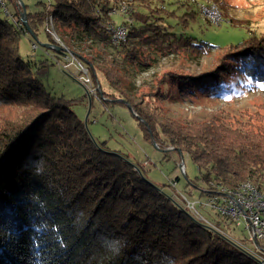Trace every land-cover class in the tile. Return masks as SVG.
I'll return each instance as SVG.
<instances>
[{"label": "trees", "instance_id": "1", "mask_svg": "<svg viewBox=\"0 0 264 264\" xmlns=\"http://www.w3.org/2000/svg\"><path fill=\"white\" fill-rule=\"evenodd\" d=\"M10 1L11 18L0 11V109H27L0 124V264H259L196 223L178 204L175 189L152 184L138 164L106 141L94 143L71 102L49 93L36 77L37 62L21 55L19 41L26 37L49 51L41 44L57 45L52 28L69 50L80 44L95 49L101 64L80 56L93 83L97 71L106 82L107 91L97 89L96 99L104 107L130 105L143 140L172 148L164 158L170 152L186 155L198 176L185 187L196 188L197 180L226 186L250 180L264 192V117L255 112L236 126L212 118L178 123L163 108L180 96L194 104L229 99L232 82L239 86L248 79L264 87V33L219 47L207 71H167L146 91L127 93L119 58L107 55L108 47H117L112 11L128 7L133 23L126 42L133 38L163 56L204 55L213 48L160 23L165 15L187 28L195 12L178 17L161 7L164 0H52L26 10V28L19 18L11 21L17 12ZM139 45H123L122 58L148 68L154 57Z\"/></svg>", "mask_w": 264, "mask_h": 264}, {"label": "rangeland", "instance_id": "2", "mask_svg": "<svg viewBox=\"0 0 264 264\" xmlns=\"http://www.w3.org/2000/svg\"><path fill=\"white\" fill-rule=\"evenodd\" d=\"M21 1L27 6L25 10L35 11V3L42 2L47 4L52 0ZM164 1L161 7L169 12L174 11L178 17L182 16L185 10L195 12V15L187 28H182L180 24H177V19L165 15L162 16L163 19H161L162 22L160 23L177 34L183 31L184 34L192 36L196 40H205L212 44L213 48H210L208 53L204 55L182 52L177 54L168 53L163 56L146 44L136 42L133 38H129L126 42V33L125 40L122 43L120 42L119 45H115L112 42L117 47H108L107 55L117 60L119 58V77L127 93H135L138 90L146 91L154 80L167 71H181L191 74L207 71L216 60L219 54V47L237 43L248 36L258 37L264 33V0H221L222 5L212 4L208 0ZM10 2L9 0L8 13L11 10ZM158 4L161 3L157 2L156 5ZM180 4H185V7L176 8ZM13 5L16 9L17 17L14 15L11 21L16 23V19L19 18L21 23V9L16 0ZM135 8L137 9V7ZM213 10L217 11V15L215 12L214 14L215 17L218 16V19H212L211 12ZM15 11L13 14L16 13ZM10 15H12V12H10ZM111 19L114 27L128 29L133 23L128 16V7L123 4L112 11ZM52 37L57 45L62 48L59 52L45 51L41 46H36L37 43H30L26 37H22L19 41L20 53L32 59L34 64L36 62L42 63L41 65L35 64L37 65L36 77L49 93L57 97L61 96L71 102V109L79 117L83 118L86 129L94 143V139L106 141L110 149L127 154L134 163L139 165L152 184H167L175 189V194L181 200V203L177 200L178 204L186 210L191 218L208 224L214 229V231L211 230L212 232L222 238H228L230 240V242L227 241L228 243L236 248L239 246V250L249 253L247 255L256 261V257L253 255V253H256V246L259 247L264 244L258 240H253L254 243L247 240L248 236L246 238V235L251 229L248 226L246 229L245 223L241 221L242 217L231 214L226 216L218 215L215 208L203 205L207 203L206 200L211 196L210 191L218 189L214 186L221 183H215L214 181L206 183L203 180H197L195 182L196 188L190 190L185 187L187 181H191L198 176L197 168L186 155L170 152L168 158H164L162 151L155 149L143 140L140 129L127 107H122L118 104L104 107L96 99L97 89L107 91L106 82L100 72L97 71L95 76L97 85H95L88 73L89 65L80 56L84 55L93 59L95 64H101L103 59L95 55L96 50L94 49V51L82 44L69 50L62 45L58 37L56 38L53 35ZM38 38L41 41L45 40L43 34H40ZM137 43L140 44V49L148 52L150 57H154L151 66L148 68L138 67L134 64V61H125L122 58L125 51L124 46L131 47ZM231 84L235 92L229 99H210L194 104L185 97L180 96L164 102V111H166L170 119L178 123L203 121L212 118L236 126L244 117L255 112L264 117V87L248 79L244 80L243 84L239 86L236 85V82ZM174 91L172 92L174 93ZM101 96L99 94V97ZM137 97L139 96L134 98L137 99ZM91 105H93L92 108ZM26 109V106L0 109V124L5 123L10 116H20ZM167 148L170 149L171 147L163 149ZM181 161H183L185 177L180 171ZM247 183L253 189L259 190L258 186L250 180L241 181L234 186L227 187L236 189ZM260 192L264 193L263 191ZM196 203L200 204L196 205V207L193 206ZM226 207L227 210L232 209L230 205H226ZM259 256L264 258L263 253L259 254ZM261 262L263 261L261 260Z\"/></svg>", "mask_w": 264, "mask_h": 264}, {"label": "built area", "instance_id": "3", "mask_svg": "<svg viewBox=\"0 0 264 264\" xmlns=\"http://www.w3.org/2000/svg\"><path fill=\"white\" fill-rule=\"evenodd\" d=\"M0 11L5 16H10L4 0H0ZM214 12L217 15V11L213 10V12H211L213 17L212 19H218V16L215 17ZM111 30L112 42L115 45H119L120 42L125 40L127 29L112 26ZM214 187H217L218 189L210 191L211 196L206 200L207 203L203 205L215 208L218 215L220 214L222 216H226L231 214L234 216H241V221L245 223L246 229L247 226L251 229L246 235V238L247 236L249 238H247V240L253 243L258 240L264 244V193H261L258 189H253L249 183L242 184L236 189H230L229 187L221 184H217ZM198 204L200 203H196L195 205L193 204V206L196 207ZM226 205H230L232 209L227 210ZM255 251L256 253H253V255L256 257V261L258 260L257 262L264 264V258L259 256V254L261 255L262 253L264 256V245L259 247L256 246ZM260 259L263 262H261Z\"/></svg>", "mask_w": 264, "mask_h": 264}, {"label": "water", "instance_id": "4", "mask_svg": "<svg viewBox=\"0 0 264 264\" xmlns=\"http://www.w3.org/2000/svg\"><path fill=\"white\" fill-rule=\"evenodd\" d=\"M17 1V3H18V5H19V7H20V9H21V21L23 22V24L25 25V27L26 28H28V26H27V23H26V15H25V5H24V3L21 1V0H16ZM51 31H52V35L54 36V37H56L57 38V36H56V34H55V32L53 31V29L51 28ZM42 46H44V47H46V48H49L50 50H52V51H55V52H59L62 48L60 47V46H58V45H51V44H47V43H42L41 44ZM91 103V102H90ZM127 108L130 110V112L133 114V115H135L136 116V114L132 111V109H131V106L130 105H128L127 104ZM84 125H85V127H86V124H85V122H84ZM87 130V129H86ZM88 132V131H87ZM89 134V133H88ZM151 145L155 148V149H157V150H159V151H162V152H166V151H170V150H172V148H167V149H160L158 146H157V144H156V142L153 140V139H151ZM180 166H181V169H180V171H181V173H182V175L184 176V170H183V161H181V163H180ZM134 168H135V170L137 171V172H139V169H138V167H136V166H134ZM140 173V172H139ZM185 177V176H184ZM193 219V218H192ZM193 220H195V219H193ZM196 221V220H195ZM200 226H203V227H205V228H207V229H209V230H212V231H214V229L213 228H211V226H209L208 224H204V223H201V222H199V221H196ZM226 241H229L230 242V240L228 239V238H226V237H223ZM237 246V245H236ZM238 248H239V246H237ZM246 253V252H245ZM246 254H249V253H246Z\"/></svg>", "mask_w": 264, "mask_h": 264}]
</instances>
